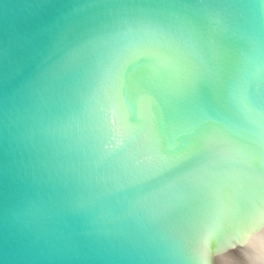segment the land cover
Returning <instances> with one entry per match:
<instances>
[{
  "label": "water",
  "instance_id": "1",
  "mask_svg": "<svg viewBox=\"0 0 264 264\" xmlns=\"http://www.w3.org/2000/svg\"><path fill=\"white\" fill-rule=\"evenodd\" d=\"M0 264H264V0H0Z\"/></svg>",
  "mask_w": 264,
  "mask_h": 264
}]
</instances>
